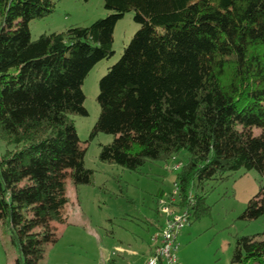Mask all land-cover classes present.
I'll return each mask as SVG.
<instances>
[{"label":"trees","instance_id":"1","mask_svg":"<svg viewBox=\"0 0 264 264\" xmlns=\"http://www.w3.org/2000/svg\"><path fill=\"white\" fill-rule=\"evenodd\" d=\"M103 3L106 18L33 40L30 22L55 0H0V224L15 264H40L57 241L67 178L90 184L70 115H87L83 81L113 55L115 25L130 11L140 29L99 81L91 138L113 136L100 162L137 171L186 152L176 181L194 191L195 219L208 211L209 181L264 174V0ZM262 215L264 186L240 218ZM230 264H264V238L237 237Z\"/></svg>","mask_w":264,"mask_h":264},{"label":"rangeland","instance_id":"2","mask_svg":"<svg viewBox=\"0 0 264 264\" xmlns=\"http://www.w3.org/2000/svg\"><path fill=\"white\" fill-rule=\"evenodd\" d=\"M111 12L103 0H55L53 12L29 24L31 38L86 27ZM140 25L130 11L119 19L113 32V55L98 62L82 84L83 107L87 115H70L81 147L84 166L93 172L90 184L74 185L67 178V221L57 226V241L46 248L40 264H146L152 251L150 235L163 223L157 212V196L172 192L179 171L172 168L187 157L182 151L168 163L146 162L137 171L100 162L102 145L113 136L97 133L91 138L99 117V81L121 57ZM260 134V130H254ZM4 148L0 144V154ZM264 186V174L244 170L221 182L209 181L203 191L208 211L194 216L189 237L178 239L180 264H230L235 239L242 236L264 238V215L256 220L240 218L247 203ZM194 193V191H193ZM188 227V228H189ZM135 252L136 256L131 254ZM18 257L8 233L0 224V264H15Z\"/></svg>","mask_w":264,"mask_h":264},{"label":"built area","instance_id":"3","mask_svg":"<svg viewBox=\"0 0 264 264\" xmlns=\"http://www.w3.org/2000/svg\"><path fill=\"white\" fill-rule=\"evenodd\" d=\"M181 164L172 168L179 171ZM196 197L193 190L183 193L180 184H173L172 192L164 193L157 201V212L162 216L164 224L151 238L152 252L146 264H179L178 236L188 227L194 208Z\"/></svg>","mask_w":264,"mask_h":264},{"label":"crops","instance_id":"4","mask_svg":"<svg viewBox=\"0 0 264 264\" xmlns=\"http://www.w3.org/2000/svg\"><path fill=\"white\" fill-rule=\"evenodd\" d=\"M71 182V181H70ZM72 183V182H71ZM66 187H67V181H66ZM161 194H164V193H160L159 195H161ZM68 197V196H67ZM68 199H69V197H68ZM69 202H70V199H69ZM156 204H157V202H156ZM66 208H67V206H66ZM66 208H65V214L67 213V210H66ZM157 210H158V207H157ZM191 224V223H190ZM190 224H189V226H190ZM162 225H163V223H162ZM162 225H160L159 227H156V230L150 235V239L152 238V236L154 235V234H156L157 233V231L162 227ZM58 226V225H57ZM56 226V227H57ZM188 226V227H189ZM186 227L182 232H184L185 231V234L183 235V237H182V239L184 238V236H187V237H189V235L191 234L190 232L192 231V229H193V227ZM181 232V233H182ZM180 233V234H181ZM179 234V236H178V239H179V237L181 236ZM178 239H177V241H178ZM179 244V243H178ZM152 252V251H151ZM151 252L149 251L147 254L150 256L151 255ZM132 256H136V253L135 252H133L132 254H131ZM149 258V257H148ZM148 260V259H147ZM178 260H179V257H178ZM180 264V263H179Z\"/></svg>","mask_w":264,"mask_h":264},{"label":"bare ground","instance_id":"5","mask_svg":"<svg viewBox=\"0 0 264 264\" xmlns=\"http://www.w3.org/2000/svg\"><path fill=\"white\" fill-rule=\"evenodd\" d=\"M163 219H164V218H163ZM164 222H165V219H164ZM164 222H163V224H164ZM184 229H185V228H184ZM184 229H183V230H184ZM183 230H182V231H183ZM182 231H181V232H182ZM178 249H179V248H178Z\"/></svg>","mask_w":264,"mask_h":264}]
</instances>
